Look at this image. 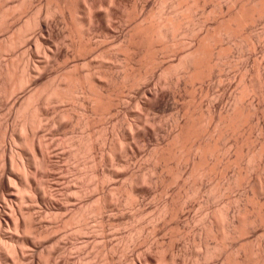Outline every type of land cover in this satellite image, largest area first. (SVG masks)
I'll return each mask as SVG.
<instances>
[{
    "label": "bare ground",
    "instance_id": "1",
    "mask_svg": "<svg viewBox=\"0 0 264 264\" xmlns=\"http://www.w3.org/2000/svg\"><path fill=\"white\" fill-rule=\"evenodd\" d=\"M261 21L264 0H0V264H93L100 236L105 262L116 264L123 244L113 237L121 230L110 229L126 218L113 214L128 204L137 209L129 218L140 221L152 186L163 191L174 181L175 194L152 211L160 221H173L172 238L151 244L158 254L145 253L136 264H264ZM231 68L242 71L238 95L229 92L237 78ZM194 83L215 96L211 106L202 112L195 99L187 104L200 111L182 104L184 115H169L175 130L165 150L157 141L144 153L155 174L164 169L170 176L127 172L130 158L157 140L168 106ZM121 89L128 98L123 104L115 97ZM228 97L233 102L222 110ZM118 113L131 133L108 123L106 117ZM60 133L67 146L55 144ZM63 157L81 163L76 178L62 166ZM254 172L242 196L208 207ZM123 177L126 184L118 180ZM201 196L207 213L193 243L202 250L184 247L181 254L176 238L185 234L192 201ZM158 223L149 226L159 234ZM134 235L122 236L127 245L135 244ZM241 236L247 237L238 242Z\"/></svg>",
    "mask_w": 264,
    "mask_h": 264
},
{
    "label": "rangeland",
    "instance_id": "2",
    "mask_svg": "<svg viewBox=\"0 0 264 264\" xmlns=\"http://www.w3.org/2000/svg\"><path fill=\"white\" fill-rule=\"evenodd\" d=\"M261 24H257V26L258 27H256V29H257V31L259 32V34H261V35H263L264 34V21L262 22H260ZM128 24V22L127 23H123L122 25V27L124 28V27H126V25ZM129 25V24H128ZM60 27L59 28H64V26L63 25H59ZM260 27V28H259ZM61 28V29H62ZM63 30H65V29H63ZM126 30H127V27H126ZM263 32V33H261V32ZM264 37V35L261 37V38H263ZM68 40V38L66 39V41ZM263 42H264V38H263V40H262ZM109 42V41H108ZM107 43V42H106ZM237 68H239V67H237ZM232 69V71L230 70V72H233V73H231L232 75H234V76H236L237 78H236V82H234V87H232L231 89H230V95H238V93L240 92H238V90H240V88H239V86H238V88L236 87L237 86V84L239 85V82H238V80H239V76L241 75V73L240 72H242L241 70H239V69H236V68H231ZM234 69V70H233ZM238 76H237V75ZM238 79V80H237ZM225 82V81H224ZM238 82V83H237ZM264 83V82H263ZM195 85H193L194 87H192L191 85V87L189 86L188 87V89L187 88H184V89H180L181 90V93L179 92V94H180V96L183 94L184 96H181V98L179 99V98H176V101L178 102H176V104L174 105L173 103L172 104H170L171 102H173V100H171L170 101V105L168 106V108H167V110H166V112H165V118H166V120L164 119V121H165V123H163L162 125L163 126H161L162 127V129H163V127L165 128V129H161V132L159 131V132H157V134L158 135H156V136H158L157 137V140H152L151 142H148V144H147V146L145 147V149H143L144 147H141L142 149V151H140V152H138L137 153V155L135 154L134 155V157H131L130 158V161H131V163H132V160H133V162L134 163H132V165L131 166H133V168H134V166H135V168H136V170H135V168H134V170H133V168H130V169H128V168H126V169H128L127 170V172H129L131 169V171H134V173H138L139 174V172H140V174H141V176H142V173L143 174H145L146 176L145 177H147V175H148V179H149V176L151 177V176H156L157 174H161V176L163 177V178H165V179H167L169 176H170V172H168V171H165L164 169H162L160 172L158 171L156 174L152 171V169H151V167H149L148 165H150V163H152V161L151 160H149L150 158L148 157V156H145L144 155V153L145 152H147L148 150L150 151V149H154V148H152V147H154L155 146V143L157 144V141H161V142H163L162 144V147L167 143L168 144V139H169V136H167V135H169L168 133H172L173 132V130H175L174 128H175V126H174V124H173V122H172V119H171V117L169 116V115H171L172 113H174V112H179L180 113V115L182 116V114L184 115V111L183 110H181L180 108L182 107V104H183V106H185V107H189L190 105L192 106V104H187V103H190V99H192V102L193 101H195L194 102V104H196V105H198V104H202V105H200L198 108H200V110L202 111H206L207 110V108H209L208 106H211L210 105V103H212L213 101V99H215V96L213 97L212 95H208V97L203 93V91H202V85L201 84H199V83H194ZM192 88V89H191ZM194 88V89H193ZM197 88V89H196ZM235 88L237 89V90H235ZM197 91H196V90ZM233 89H234V91H233ZM179 90V91H180ZM184 90H187V92H185ZM190 90H193V91H190ZM120 91H123V89H121V90H119V91H117V92H115L116 93V95H115V97L116 96H118V97H120L119 95H121V102H122V104L123 103H125L126 101H128V98H126V97H124V96H126V93L124 92V94H123V92H121V93H119ZM202 91V92H201ZM238 93H237V92ZM190 92V93H189ZM192 92H197L196 94L195 93H193L195 96H193V94H191ZM233 92H234V94H233ZM119 93V94H118ZM203 95H202V94ZM187 94L189 95L188 97H186L187 96ZM197 95V96H196ZM123 96V97H122ZM190 96H192V97H190ZM201 96V97H200ZM186 97V98H185ZM196 97V98H195ZM198 97V98H197ZM233 97V96H232ZM122 98L124 99V102H123V100H122ZM195 99V100H194ZM178 100H180V101H178ZM190 100V101H189ZM230 100V101H229ZM232 99H230L229 97L228 98H226L222 103H221V105H220V108H222V110H224L225 109V106L227 107V106H229L230 105V103L231 102H233V101H231ZM131 102V103H130ZM175 102V101H174ZM200 102V103H199ZM203 102V103H202ZM228 102V103H227ZM230 102V103H229ZM128 103V102H127ZM129 103H130V105H134V104H132V101H130V99H129ZM128 103V104H129ZM69 104V106H65L66 108H71V104L70 103H68ZM67 104V105H68ZM128 104H126V105H128ZM179 104V105H178ZM226 104H228V105H226ZM66 105V104H65ZM129 105V107H132V106H130ZM178 105V106H177ZM195 105V107H196V109H197V111H200L198 108H197V106ZM173 106H174V108H173ZM175 106H177V108L175 109ZM180 106V107H179ZM194 106V105H193ZM190 107L191 109L190 110H192L194 107ZM203 108H202V107ZM223 106H224V109H223ZM136 107V108H135ZM133 106L132 107V109H133V111L135 112L136 111V113H138V114H142V112H141V109L138 107L137 108V106ZM171 107V108H170ZM202 108V109H201ZM170 109V110H169ZM195 109V108H194ZM195 109V110H196ZM138 110V111H137ZM179 110V111H178ZM181 110V111H180ZM139 111H140V113H139ZM202 111V112H203ZM76 111H74V113H75ZM78 112V111H77ZM177 113H175V114H177ZM119 114L120 113H118L117 115H112V116H109L108 118L106 117V119H107V121H108V123L110 122L109 120H111L113 123H111L112 124V126H115L117 129L119 128V129H125L126 130V128L128 127L127 126V124H126V119H124V117H123V113H121L120 114V116H119ZM122 115V116H121ZM173 115V114H172ZM1 117H2V115L0 116V119H1ZM170 118V120H169V118ZM3 118V117H2ZM122 118V119H121ZM13 119V120H12ZM105 119V120H106ZM118 119V120H117ZM12 120V121H11ZM16 120V121H15ZM123 120V121H122ZM124 120H125V123H124ZM17 119L15 118V117H11V119H10V121L9 122H13L12 124L13 125H16L17 126ZM107 121H104V122H107ZM167 121H169V122H167ZM121 122H123V123H121ZM16 123V124H15ZM74 123V122H73ZM73 123H71L70 125H71V127H74L73 125H75V123L73 124ZM99 123H101V122H99ZM116 123V124H115ZM120 123V124H119ZM166 123H168L167 125H166ZM73 124V125H72ZM98 124V123H97ZM69 125V126H70ZM99 125H101V124H99ZM98 125V126H99ZM119 125V126H118ZM69 126L67 127V129L69 128ZM127 126V127H126ZM168 126V127H167ZM172 126V127H171ZM70 127V129H68L69 131L71 130V129H76L77 127H75V128H71ZM124 127V128H123ZM167 128V129H166ZM172 128H173V130H172ZM118 129V130H119ZM245 129H247V128H245ZM122 130H120V131H122ZM168 130V131H167ZM172 130V131H171ZM67 131V130H66ZM76 131H82V129L81 130H79V127H78V130L76 129ZM127 132H129L130 131V133L132 132L131 130H126ZM171 131V132H170ZM167 133V134H166ZM160 134V135H159ZM255 134V133H254ZM162 135H164V136H167L166 137V139H165V137H163ZM61 136V137H60ZM160 136V137H159ZM58 139H57V138ZM55 137V140H56V145H58V144H61V146H67L66 144H65V142L66 141H64V140H66V138L64 137V135H61V133L59 134V135H57ZM59 138H61V139H59ZM168 138V139H167ZM53 139V138H52ZM159 139V140H158ZM163 139H165V142H164V140ZM54 140V141H55ZM59 140V141H58ZM61 142V143H60ZM63 142H64V144H63ZM158 142V143H159ZM153 143V144H152ZM161 144V143H160ZM154 145V146H153ZM246 144H243L242 146H244L243 148L245 149L246 148V146H245ZM61 146H58V147H61ZM63 146V147H64ZM150 146V147H149ZM166 146L167 145H165V147H164V150H165V148H166ZM0 147H1V145H0ZM147 147H149V149L147 148ZM124 149V148H123ZM68 151H70L69 149H67ZM66 150V151H67ZM120 150H122V149H120ZM143 150H144V152H143ZM146 150V151H145ZM123 151V150H122ZM122 151H119V152H122ZM67 153V152H66ZM233 153H234V151H233ZM146 155H147V153H145ZM122 156H124V157H126V154L124 155V151H123V153L121 154ZM136 156V157H135ZM144 156V157H143ZM149 158L148 160H147V158ZM68 157H63L62 159H64V160H62L61 161V164H62V166H64V167H66V169H68L69 170V172H70V175H72L73 174V176L75 175L74 173L75 172H77V170H78V168H80L79 166H81L80 164V162L79 161H75L74 159H67ZM70 158V157H69ZM133 158V159H132ZM136 158V159H135ZM132 159V160H131ZM134 159H135V161H134ZM139 162H138V161ZM151 161V162H150ZM135 162L137 163V165H135ZM68 165H67V164ZM77 163V164H76ZM75 164V165H74ZM140 165V166H139ZM152 165V164H151ZM150 165V166H151ZM70 166V167H69ZM77 166V167H76ZM76 168V169H74V168ZM130 167V166H129ZM140 167V168H139ZM82 168H83V166H82ZM113 168H115L116 169V171H117V169H118V171L119 170H121L122 171V169H123V167H118V166H113L112 167V169ZM124 168V169H125ZM139 168V169H138ZM142 168V169H141ZM125 169V170H126ZM149 169H151L150 171H149ZM67 170V171H68ZM125 170H123L122 172L123 173H125L126 171ZM139 170V171H138ZM164 170V171H163ZM75 171V172H74ZM138 171V172H137ZM149 171V172H148ZM152 171V172H151ZM120 172V171H119ZM121 172V173H122ZM162 172H163V174H162ZM72 173V174H71ZM150 173V174H149ZM67 174L69 175V173L67 172ZM139 174V175H140ZM152 174V175H151ZM256 175V173L254 172V173H252V175H250V177L249 178H247L246 179V181H243V183H244V185L243 184H241V186L243 187H241L240 185V187L239 188H241V189H239L238 187L236 188V187H234V189L233 190H231V193H229L228 192V194H227V196H221V197H217V199L215 198V200L214 199H212L209 203H210V205H209V203H208V207H211V206H213V207H216V205H219L218 203H223L224 201H226L225 199H227V197H233V198H238L239 196H242L243 195V191H245V189H247L249 186V181L251 180V179H253L252 177H254L255 175ZM164 175H165V177H164ZM169 175V176H168ZM157 176H160V175H157ZM166 176H168V177H166ZM75 177V176H74ZM76 178V177H75ZM74 178V179H75ZM125 178H127V177H123V178H120V179H118L119 181H120V184H122V182L124 181V184H126L125 183V181L127 182V180L125 179ZM79 178L77 177V180H78ZM250 179V180H249ZM248 180V181H247ZM76 181V180H75ZM79 181V180H78ZM78 181L77 182H74V183H78ZM118 181V182H119ZM79 182H81V181H79ZM175 182V181H174ZM174 182H172V185L170 184H167L166 185V187H168L166 190H163V191H161V189H156V187L155 186H152V193L150 194V195H148V196H146V198H145V200H144V205H145V207L144 208H146V213L143 215L144 217H141L140 218V221H139V219L137 218L136 219V221L135 220H133V219H130L129 217H131L132 215H134V213L133 212H135V211H137V209H134L135 207H132L131 205V207L128 205V204H124V205H126V206H124V205H122L123 206V208L121 209L120 208V210L121 211H118V210H116V212L118 213V212H120V214H122V212L125 214H123V216L122 215H120L119 213L117 214V213H115V211H113L115 214H113V215H118V217L117 218H120V217H125L126 219L124 220L125 221V223H120L121 225H117L114 229H113V227L111 226V232H114V230L115 229H117V227H118V229L119 230H121V232H119L118 233V235H117V233H116V230H115V233L114 234H116L115 236H117V237H119V238H116V237H113V239H115V241H116V244H120V245H122L123 244V246H121L122 247V251L123 252H116L117 253V260H116V264H136V262L135 261H138V260H143L144 259V257L142 258V255H146L145 253H147V254H155V255H157L158 253H157V250L155 251V248H156V246H157V243H158V241L159 240H161V241H159V242H169L170 240H171V238L172 237H169L170 236V234H171V236H172V231H171V229H172V226H173V221L172 220H169V219H164V221H160V219L161 218H159V219H157L155 216V218H156V220H155V218L152 216V211L153 212H155V210H158V209H156V207H161V204H162V202H164L165 200H166V197H167V199L169 198L168 197V194L169 195H171L172 196V194L174 195L175 193H173V191L174 192H176L177 191V189H178V186H175L176 184L174 183ZM211 183V182H210ZM212 184V183H211ZM248 184V185H247ZM178 185V184H177ZM214 185V184H213ZM245 186H247V188L245 187ZM174 187V189H172ZM177 187V188H176ZM155 190H157V191H155ZM153 190L155 191V192H153ZM167 191H169V192H167ZM172 194H171V193ZM233 192V193H232ZM156 194H158V195H156ZM242 194V195H241ZM235 195V196H234ZM170 196V197H171ZM223 197H225V198H223ZM194 198V197H193ZM193 198H191V199H193ZM206 199V197H203L202 198V196L201 197H195V199H194V201H192V203H193V207H192V209H190L191 211V213L189 212V217L190 218H188L189 220H187V217H186V221H185V219L183 220V222L185 221V223H184V225H186L187 226V228H186V231H185V234H182L179 238L177 237L176 238V246L178 247V249H179V253H181V254H184L185 253V249L187 250L188 248H189V250L188 251H193V250H198L199 251V249H201L202 250V247H195L194 246V243L193 242H199V240H197V239H199V234H201L200 232H201V222H200V220L201 219H203L204 217H205V215H206V207L207 206H205V205H203V199ZM202 199V200H201ZM204 199V200H205ZM220 200V201H219ZM198 201V202H197ZM213 202V203H212ZM214 203H216V205L214 204ZM221 203H220V205H221ZM151 204V206H148V205H150ZM127 205H128V207H127ZM159 205V206H158ZM196 207H195V206ZM202 205V206H201ZM205 206V207H204ZM131 209H130V208ZM147 207H149V208H147ZM199 207V208H198ZM126 208L128 209V211L126 210ZM116 208L114 207L113 208V210H115ZM132 209L134 210V211H132ZM204 210V211H203ZM150 211V212H149ZM158 212V211H157ZM133 213V214H132ZM136 213V212H135ZM127 214H129V215H127ZM130 214H132V215H130ZM148 214V215H147ZM157 213H154V215H156ZM120 215V216H119ZM151 215V216H150ZM191 215V216H190ZM49 218H57L56 216H52V215H47ZM127 216V217H126ZM146 216H148V218H146ZM116 218V219H117ZM145 218V219H144ZM152 218H153V220H155V222L154 223H158V222H160V223H158V228L160 229H162V234H161V232L158 234V233H156L155 231H153L152 230V226H153V222H152ZM128 219H130V220H132V221H134V222H127L128 221ZM144 219V220H143ZM150 219H151V222H149L150 221ZM163 219V218H162ZM129 220V221H130ZM142 220V221H141ZM147 220V221H146ZM158 221V222H157ZM127 222V223H126ZM139 222V223H138ZM162 222V223H161ZM170 222H172V225H171V223ZM90 223H94L93 221L91 222L90 221ZM98 223V222H97ZM143 223V224H142ZM153 223V224H152ZM165 223V227L167 228H165V227H163V224ZM167 223H170L169 225L167 224ZM187 223V224H186ZM116 224H118V222L116 223ZM125 224V225H124ZM133 224H134V226H133ZM138 224H139V226H138ZM140 224L142 225V227L140 226ZM160 224V225H159ZM188 224H189V226H188ZM94 225H95V223H94ZM93 225V226H94ZM96 225H98V224H96ZM96 225H95V227H96ZM149 225H152V226H149ZM155 225V224H154ZM119 226H120V228H119ZM135 226L137 227H141V228H136V229H138V230H143L142 232H141V230L140 231H138V230H136L135 229ZM146 226V227H145ZM160 226V227H159ZM162 226V227H161ZM168 226V227H167ZM147 227H150V228H147ZM169 227L171 228V229H169ZM100 229V224H99V226H97V228L96 229ZM125 228V229H124ZM133 230H132V229ZM164 228V229H163ZM189 228V229H188ZM191 230V231H190ZM129 231H132V233L131 232H129ZM140 232V233H138V232ZM164 231V232H163ZM169 231V232H168ZM189 231V232H188ZM118 232V231H117ZM125 232V233H124ZM134 232H135V235H134ZM145 232V233H144ZM150 232H152V233H150ZM143 233V234H142ZM156 233V234H155ZM113 234V233H112ZM123 234V235H122ZM134 235L133 237H135V239L137 240L136 242H134L135 244H131V242L130 243H128L129 245H127L126 244V241H125V239L124 238H126V236H129V235ZM140 234V235H139ZM153 234V235H152ZM155 234V235H154ZM197 234V235H196ZM156 235H158V236H156ZM165 235H167L169 238H164V237H167V236H165ZM121 236V237H120ZM122 236H125L124 238L122 237ZM137 236V237H136ZM147 238H146V237ZM149 236V237H148ZM153 236V237H152ZM154 236H156V237H154ZM161 236H164V237H162L161 238ZM183 236V237H182ZM194 236L196 237L195 238V240H194ZM248 236V235H247ZM246 236V237H247ZM157 237L159 238L158 240H157V242L155 243V244H153V241L155 242V240L157 239ZM246 237H245V239H246ZM123 238V239H122ZM142 240H141V239ZM149 238V239H148ZM183 238V239H182ZM191 238V239H190ZM242 238V239H241ZM241 238H238V242L241 240H245L242 236H241ZM118 239V240H117ZM140 239V240H139ZM166 239V240H165ZM186 239V240H185ZM102 240V241H101ZM104 239H102V237L100 236V238L98 239V241L99 242H97V245H96V241H95V245L96 246H93L94 248L91 250V251H93V256L92 257H98L97 259H95V257H94V259L96 260V263L94 262H92L94 259L93 258H91V259H93L92 261H91V259H90V261H91V263H93V264H102V263H104V264H108V261L107 262H105V260H104V256H106L104 253V251L102 250V248H104V241H103ZM121 240V241H120ZM123 240V241H122ZM146 240H147V244L145 243L146 242ZM150 240V241H149ZM164 240V241H163ZM178 240V241H177ZM210 242H212V239H208ZM120 241V243H118ZM181 243H180V242ZM186 241V242H185ZM101 242H103V246H102V244H101ZM124 242V243H123ZM138 242V243H137ZM187 242H189V243H187ZM192 242V243H191ZM137 243V244H136ZM224 243H226V242H224ZM227 243H228V241H227ZM232 243V242H231ZM100 244V245H99ZM155 245L154 247H151L153 250H151V248H150V245ZM196 244V243H195ZM229 244V243H228ZM227 244V245H228ZM125 245V246H124ZM134 245H136V246H138V247H142L141 249L140 248H138L137 247V249L139 250V252H138V250L136 249V247L134 248ZM141 245V246H140ZM151 245V246H152ZM185 245V246H184ZM99 246H100V248H99ZM129 246H131L130 248H128ZM189 246V247H188ZM98 247V248H97ZM125 247V248H124ZM180 247H181V249L183 250V251H180ZM184 247H185V249H184ZM124 248V249H123ZM133 248L136 250V253H135V250H133ZM150 248V249H149ZM101 249V250H100ZM132 249V250H131ZM192 249V250H191ZM95 250V251H94ZM98 250H99V253H98ZM102 251V252H101ZM134 251V255L132 254V252ZM149 251H151V252H149ZM101 252V253H100ZM104 252V253H103ZM149 252V253H148ZM153 252V253H152ZM183 252V253H182ZM94 253H96V255L98 254L99 256H96ZM103 253V254H102ZM127 253H128V255H127ZM141 253V254H140ZM139 254V256H138V258H137V255ZM104 255V256H103ZM139 257H141V258H139ZM102 258V259H101ZM127 258V259H126ZM134 259V260H133ZM94 260V261H95ZM123 261V262H122ZM131 261V262H130ZM135 262V263H134Z\"/></svg>",
    "mask_w": 264,
    "mask_h": 264
}]
</instances>
